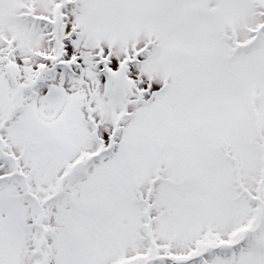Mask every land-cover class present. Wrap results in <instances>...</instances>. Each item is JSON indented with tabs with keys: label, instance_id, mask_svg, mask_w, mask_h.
Masks as SVG:
<instances>
[{
	"label": "snow or ice",
	"instance_id": "snow-or-ice-1",
	"mask_svg": "<svg viewBox=\"0 0 264 264\" xmlns=\"http://www.w3.org/2000/svg\"><path fill=\"white\" fill-rule=\"evenodd\" d=\"M0 264H264V0H0Z\"/></svg>",
	"mask_w": 264,
	"mask_h": 264
}]
</instances>
